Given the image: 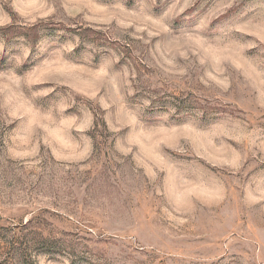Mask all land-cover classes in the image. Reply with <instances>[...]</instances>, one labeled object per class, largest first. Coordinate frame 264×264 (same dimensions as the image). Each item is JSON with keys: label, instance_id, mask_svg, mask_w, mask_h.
<instances>
[{"label": "rangeland", "instance_id": "rangeland-1", "mask_svg": "<svg viewBox=\"0 0 264 264\" xmlns=\"http://www.w3.org/2000/svg\"><path fill=\"white\" fill-rule=\"evenodd\" d=\"M0 264H264V0H0Z\"/></svg>", "mask_w": 264, "mask_h": 264}]
</instances>
